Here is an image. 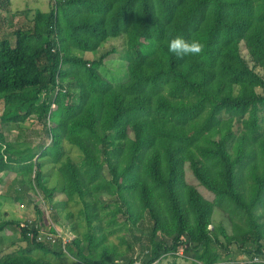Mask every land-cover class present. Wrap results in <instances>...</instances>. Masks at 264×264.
<instances>
[{
  "label": "trees",
  "instance_id": "trees-1",
  "mask_svg": "<svg viewBox=\"0 0 264 264\" xmlns=\"http://www.w3.org/2000/svg\"><path fill=\"white\" fill-rule=\"evenodd\" d=\"M47 2L31 20L9 23L12 0H0V125L33 118L48 140L20 148L0 129V178L13 171L21 186L1 193L33 187L52 222L61 219L56 204H72L64 216L76 210L84 230L72 224L62 246L37 240L42 210L34 220H1L0 232L18 227L27 246L0 264H55L34 248L66 252L74 264H153L179 246L190 264H264L253 261L264 258V0ZM118 36L125 75L112 82L99 68ZM176 36L200 40L204 52L177 57L168 51ZM64 143L78 148L79 162ZM185 164L213 200L185 182ZM49 166L60 189L46 183ZM216 210L232 233L213 223ZM100 213L107 230L96 228ZM145 214L151 227L136 236V253L125 234L126 250L109 240L143 228Z\"/></svg>",
  "mask_w": 264,
  "mask_h": 264
},
{
  "label": "rangeland",
  "instance_id": "rangeland-1",
  "mask_svg": "<svg viewBox=\"0 0 264 264\" xmlns=\"http://www.w3.org/2000/svg\"><path fill=\"white\" fill-rule=\"evenodd\" d=\"M36 8H40L45 11L48 8L47 0H12L11 11L7 14V20L9 23H15L16 20L21 16H26L28 19L34 15V10ZM114 48L115 52L111 53L108 57L104 59V64L99 68L102 75L108 78L112 82H116L120 80L125 75V49H126V40L125 37L118 36L116 38H112L105 46V49ZM242 54L247 57V51L245 48H241ZM258 91L261 89L258 88ZM1 109V105H0ZM260 123L263 126L264 130V119L262 113H260ZM1 131L5 134V136L10 141L18 140L19 147L22 148L25 145L33 146L36 143H44L48 141L43 136V124L34 120L33 118H29L26 122L21 123L19 125L6 124L0 125ZM235 130L237 128L235 127ZM65 151L71 155L74 161H80V152L77 147L64 143ZM38 152V151H36ZM44 163H46L44 161ZM46 165V164H45ZM44 175L46 177V183L49 187H55L57 189L61 188L62 180L55 170L53 166H49L45 168ZM184 179L187 184L194 185L201 194H203L206 198L213 200V195L205 190L201 185H199L198 181L192 175V172L188 168L187 164L184 167ZM15 172H10L7 178H0V186L4 191L7 190L6 187L21 189V186L18 184L17 179L14 180ZM22 178L27 184L33 182V178L31 175H23ZM19 186V187H18ZM19 196V197H18ZM16 198L8 196L1 193L0 190V221L6 219H16L20 222L34 220L38 216L37 209L43 211L44 216V228L46 231L54 228L57 231L61 232L65 236V241H71L75 233L73 231L72 224H74V228L82 232L84 227L82 224L80 225L78 221V213L76 210H73V215L67 219L64 215L66 212L73 208L72 204L68 203H59L56 204L57 211L60 214V218L56 222H52L48 210L49 208L44 204L41 195L37 192L35 193L34 188L28 186V191L26 196L18 195ZM101 201H104V197L99 198ZM37 206V208H36ZM74 209V208H73ZM99 222L97 223L96 228L98 230H107L108 226L102 222V219L105 217L100 213L98 215ZM120 221L124 220V217L119 218ZM142 227L140 229H134L132 235L127 236V231H116L108 236L109 240L119 246L120 249L126 250L127 245L124 243L122 236L125 234L126 238L133 244V248L135 249V253L137 252L139 238L136 236H140L142 240L146 238L148 228L151 227V221L148 218V215L145 214ZM213 223L216 225L222 223L227 232L232 233L231 222L227 218V216L223 215L220 211L216 210L213 216ZM127 226L124 223L123 227ZM129 227V225H128ZM27 246V242L22 239L20 234V229L13 225L8 226L6 230L0 232V255L6 253H12L19 249V247ZM235 249L231 248V251L234 252ZM33 255L37 257H42L45 259H49L51 262L55 264H74L75 261L73 258L68 256L65 252L61 256H53L49 254H44L38 249H33ZM235 252L239 253L238 250ZM184 251L181 246L177 248L176 256L166 255L161 257L158 261L153 264H190V260L183 257ZM222 259V258H221ZM244 260L238 259L239 264H243ZM135 264H141L139 260L135 262Z\"/></svg>",
  "mask_w": 264,
  "mask_h": 264
},
{
  "label": "clouds",
  "instance_id": "clouds-1",
  "mask_svg": "<svg viewBox=\"0 0 264 264\" xmlns=\"http://www.w3.org/2000/svg\"><path fill=\"white\" fill-rule=\"evenodd\" d=\"M204 47V44L198 39L188 40L182 36H176L169 41L168 51L183 58L202 54Z\"/></svg>",
  "mask_w": 264,
  "mask_h": 264
},
{
  "label": "built area",
  "instance_id": "built-area-1",
  "mask_svg": "<svg viewBox=\"0 0 264 264\" xmlns=\"http://www.w3.org/2000/svg\"><path fill=\"white\" fill-rule=\"evenodd\" d=\"M21 225L25 226V223L23 222ZM57 239L61 240L62 246L68 242L65 241V236L56 229H54V231H39L37 234L38 241H49L54 243ZM253 261L263 262L264 258L262 256H255Z\"/></svg>",
  "mask_w": 264,
  "mask_h": 264
},
{
  "label": "crops",
  "instance_id": "crops-1",
  "mask_svg": "<svg viewBox=\"0 0 264 264\" xmlns=\"http://www.w3.org/2000/svg\"><path fill=\"white\" fill-rule=\"evenodd\" d=\"M19 187V186H18ZM2 188H1V186H0V190H1Z\"/></svg>",
  "mask_w": 264,
  "mask_h": 264
}]
</instances>
